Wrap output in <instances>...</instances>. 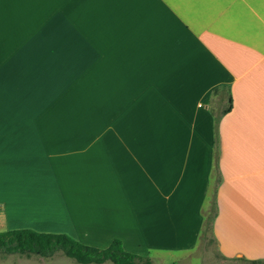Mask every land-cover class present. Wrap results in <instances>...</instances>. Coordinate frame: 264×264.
Returning a JSON list of instances; mask_svg holds the SVG:
<instances>
[{
	"label": "crops",
	"instance_id": "1",
	"mask_svg": "<svg viewBox=\"0 0 264 264\" xmlns=\"http://www.w3.org/2000/svg\"><path fill=\"white\" fill-rule=\"evenodd\" d=\"M47 71L82 73V122ZM214 193L221 256L264 263V0H0V231L155 263Z\"/></svg>",
	"mask_w": 264,
	"mask_h": 264
},
{
	"label": "rangeland",
	"instance_id": "2",
	"mask_svg": "<svg viewBox=\"0 0 264 264\" xmlns=\"http://www.w3.org/2000/svg\"><path fill=\"white\" fill-rule=\"evenodd\" d=\"M50 1V0H49ZM35 8L31 7V34L37 33V19L39 14L37 11L34 12ZM41 13V12H40ZM51 14V13H50ZM49 19L53 23L51 16L47 13ZM48 47V46H47ZM51 49H49L50 51ZM53 63V61L47 62ZM82 73H71L69 71H47L43 74L45 87L44 94L48 96H59L62 98V101H66L67 104L63 106H69V102L72 101L74 106L77 109L79 123L82 122V118L85 116L87 111L92 112L96 105L85 103L84 98V88H78L71 86L72 80L80 78ZM210 211H212L211 200L208 204ZM4 232V231H0ZM177 256V257H175ZM161 259H164V262H160ZM0 264H79L74 259H71L64 255L62 252H57L51 257H41L40 255L32 253H8L4 248H0ZM105 264H113L108 261ZM140 264H146L142 262ZM152 264H264V263H248L241 261L240 259H226L221 256L219 253V248L217 242L212 233H208L205 237L201 238L199 247L190 254L182 255H163L155 260V263L152 261Z\"/></svg>",
	"mask_w": 264,
	"mask_h": 264
},
{
	"label": "trees",
	"instance_id": "3",
	"mask_svg": "<svg viewBox=\"0 0 264 264\" xmlns=\"http://www.w3.org/2000/svg\"><path fill=\"white\" fill-rule=\"evenodd\" d=\"M231 109L232 106L230 105L225 113ZM216 123H218V119ZM211 204L212 211L209 209L204 215V236L212 233L213 222L217 216L215 193ZM0 248H4L8 253H32L45 258L51 257L57 252H62L79 264H103L108 261L114 264H140L142 262L152 264L150 258L141 257L126 251L122 241L119 239H115L109 247L100 249L84 245L65 234L39 233L33 230H13L0 232Z\"/></svg>",
	"mask_w": 264,
	"mask_h": 264
}]
</instances>
